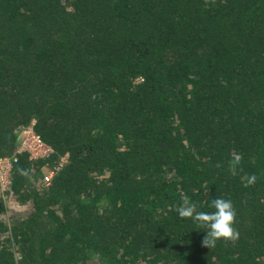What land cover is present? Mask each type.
Instances as JSON below:
<instances>
[{
	"label": "trees",
	"instance_id": "trees-1",
	"mask_svg": "<svg viewBox=\"0 0 264 264\" xmlns=\"http://www.w3.org/2000/svg\"><path fill=\"white\" fill-rule=\"evenodd\" d=\"M31 121L53 152L12 165L0 264H264V0H0V157ZM184 195L230 199L235 244Z\"/></svg>",
	"mask_w": 264,
	"mask_h": 264
},
{
	"label": "clouds",
	"instance_id": "clouds-1",
	"mask_svg": "<svg viewBox=\"0 0 264 264\" xmlns=\"http://www.w3.org/2000/svg\"><path fill=\"white\" fill-rule=\"evenodd\" d=\"M242 155L235 153L228 162L230 172L241 168ZM256 176L248 175L245 186H251L256 182ZM209 207L212 211L198 209V204L190 197L184 195L181 202L175 206L174 211L181 219L191 220L198 228L204 229L205 235L201 244L208 249L214 248L219 241L225 244H235L239 238V232L234 227L236 210L233 202L224 197L213 198Z\"/></svg>",
	"mask_w": 264,
	"mask_h": 264
},
{
	"label": "built area",
	"instance_id": "built-area-1",
	"mask_svg": "<svg viewBox=\"0 0 264 264\" xmlns=\"http://www.w3.org/2000/svg\"><path fill=\"white\" fill-rule=\"evenodd\" d=\"M34 121L24 127L18 137L17 145L9 156L0 157V199L4 204L7 203V190L11 182V169L16 162L17 155L24 152L28 159H46L53 150L52 147L44 142L33 130ZM67 161V154H63L55 164L44 165L41 168L40 182L43 186H48L52 177L57 173Z\"/></svg>",
	"mask_w": 264,
	"mask_h": 264
},
{
	"label": "rangeland",
	"instance_id": "rangeland-1",
	"mask_svg": "<svg viewBox=\"0 0 264 264\" xmlns=\"http://www.w3.org/2000/svg\"><path fill=\"white\" fill-rule=\"evenodd\" d=\"M6 204H7V205H6V206H7L6 208H8V209L11 208V209L18 210V209H17V206L12 205L11 203H10V204L6 203Z\"/></svg>",
	"mask_w": 264,
	"mask_h": 264
}]
</instances>
